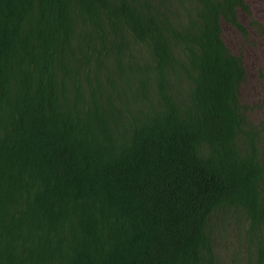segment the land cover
<instances>
[{
    "label": "trees",
    "instance_id": "obj_1",
    "mask_svg": "<svg viewBox=\"0 0 264 264\" xmlns=\"http://www.w3.org/2000/svg\"><path fill=\"white\" fill-rule=\"evenodd\" d=\"M255 15L0 0V264H264Z\"/></svg>",
    "mask_w": 264,
    "mask_h": 264
},
{
    "label": "rangeland",
    "instance_id": "obj_2",
    "mask_svg": "<svg viewBox=\"0 0 264 264\" xmlns=\"http://www.w3.org/2000/svg\"><path fill=\"white\" fill-rule=\"evenodd\" d=\"M250 1L252 2V9L254 10V13L256 14L255 16L257 17V19H259L261 22L264 23V15L261 16L258 14L259 11H261V5L260 4H263V3L260 0H250ZM242 20L246 23V25L248 23L247 26L252 31L253 29H251V27L249 25L251 19L247 18V16H246V17H242ZM253 32L255 33L254 30H253ZM227 35H228V40H230L234 44V47H235L234 49L236 51H238L240 46H242V44H243L241 39L239 38L238 34L236 32H234V30H233V31H229V33H227ZM259 42H262L264 44V35H261L259 37ZM244 48L247 49V46H244ZM252 50H256L255 52L260 51L259 46L252 48ZM249 52H254V51H248V53ZM245 59H246V68L248 71V75H249L250 79L253 80V82H254V83H251V85L257 84L260 81V77H259V74H258L256 68H255V65L252 66V61L255 59V57H253V55L251 53H249V54H246Z\"/></svg>",
    "mask_w": 264,
    "mask_h": 264
},
{
    "label": "flooded vegetation",
    "instance_id": "obj_3",
    "mask_svg": "<svg viewBox=\"0 0 264 264\" xmlns=\"http://www.w3.org/2000/svg\"><path fill=\"white\" fill-rule=\"evenodd\" d=\"M249 3L252 4V2L250 0H247ZM263 4H260L261 5V11L264 10V0H260Z\"/></svg>",
    "mask_w": 264,
    "mask_h": 264
}]
</instances>
